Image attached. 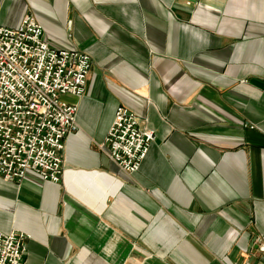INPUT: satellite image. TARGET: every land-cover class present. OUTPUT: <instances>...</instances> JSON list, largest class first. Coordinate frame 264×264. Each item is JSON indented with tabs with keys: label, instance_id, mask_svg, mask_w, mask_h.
<instances>
[{
	"label": "crops",
	"instance_id": "crops-1",
	"mask_svg": "<svg viewBox=\"0 0 264 264\" xmlns=\"http://www.w3.org/2000/svg\"><path fill=\"white\" fill-rule=\"evenodd\" d=\"M27 13L92 68L62 181L0 177L24 264H264V0H0ZM118 106L156 133L132 174L100 146Z\"/></svg>",
	"mask_w": 264,
	"mask_h": 264
},
{
	"label": "built area",
	"instance_id": "built-area-1",
	"mask_svg": "<svg viewBox=\"0 0 264 264\" xmlns=\"http://www.w3.org/2000/svg\"><path fill=\"white\" fill-rule=\"evenodd\" d=\"M91 68L87 52L51 46L32 13L16 26L0 23L1 178L19 182L33 172L62 181L66 139L78 129V107L63 95L82 96ZM155 136L154 129L140 127L134 111L118 106L100 146L132 174L140 170ZM29 238L23 231L0 232V264H24Z\"/></svg>",
	"mask_w": 264,
	"mask_h": 264
}]
</instances>
